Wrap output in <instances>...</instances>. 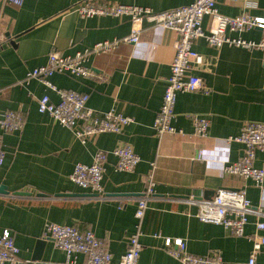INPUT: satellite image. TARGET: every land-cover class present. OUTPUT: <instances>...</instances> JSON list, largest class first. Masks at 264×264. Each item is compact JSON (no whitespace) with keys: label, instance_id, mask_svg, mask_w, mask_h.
<instances>
[{"label":"crops","instance_id":"1","mask_svg":"<svg viewBox=\"0 0 264 264\" xmlns=\"http://www.w3.org/2000/svg\"><path fill=\"white\" fill-rule=\"evenodd\" d=\"M85 0H24L11 4L0 0V117L9 110L21 112L24 125L12 133L0 128L5 161L0 166V232L10 229L20 248L21 264H87L78 253L68 262L64 250L46 234L49 222L91 229L103 240L118 264L129 239L137 235L142 244L139 264H180L171 255L176 246L165 238H183L187 251L196 256L219 253L223 264H247L256 234V215H250L244 236L230 228L204 223L188 198L209 199L220 188L245 190L251 204L264 211V184L230 173L225 166L240 158L244 146L227 139L240 134L248 121H264V54L259 49L210 46L204 38L195 49L203 62L194 73L202 76L206 89L180 92L175 107L174 135L160 136L154 121L161 108L166 80L175 56L177 32L143 21L137 43L123 41L112 53L89 58L91 77L56 73L50 80L60 89L88 93V106L97 112L114 110L134 121L122 132H105L87 141L38 109L47 94L53 103L57 91L27 74L47 62L52 52L64 55L91 47L103 40L125 38L132 31L127 16L83 17L75 9ZM148 7L155 12L191 4L194 0H92ZM220 13H249L264 17V0H217ZM211 25L206 17L204 28ZM261 28L245 30L249 40L263 37ZM237 36V33H230ZM210 121L209 134L196 135L193 116ZM130 144L142 161L133 171L115 168L110 155L103 184L106 198L83 189L70 175L78 162L91 164L98 151ZM202 151V152H201ZM201 152V156L199 153ZM155 164V193H148ZM255 164L264 167V152L257 151ZM196 190H201L196 195ZM31 192L32 196L15 192ZM44 193V197L37 196ZM59 193L68 195L57 196ZM147 197L142 217L136 216L138 198ZM264 219V216L262 217ZM47 239L40 260L39 239ZM264 264V246L257 256Z\"/></svg>","mask_w":264,"mask_h":264},{"label":"built area","instance_id":"2","mask_svg":"<svg viewBox=\"0 0 264 264\" xmlns=\"http://www.w3.org/2000/svg\"><path fill=\"white\" fill-rule=\"evenodd\" d=\"M11 4H22L24 0H8ZM75 11L83 17L92 16H127L132 21V31L125 38L103 40L91 47L77 51L75 54L64 55L52 52L45 64L33 68L28 77H34L47 87L58 92L60 100L53 103L49 95L39 99L40 113L49 114L64 127L73 130L76 136L83 141L105 133L122 132L124 126L134 120L114 110L97 112L88 106L89 94L75 90L58 88L50 78L56 73H65L73 76L91 77L95 75L93 69L87 65L89 58L101 54L114 52L120 44L125 42L137 43L143 31V21L148 19L155 25L171 29L178 34L175 41V56L171 63V72L166 80L163 100L158 111L154 129L157 134L174 135L178 132L173 124L177 96L180 92H195L205 90L202 76L194 73L196 65L203 62V56L195 49L198 40L204 38L213 47L224 45L238 46L247 49H259L264 54V34L260 40H249L241 36L245 30L261 28L264 32V17L243 13L238 16H228L219 12L217 0H194L191 4L178 8L155 12L148 7L138 5H124L110 2L95 3L85 0ZM206 17L211 18V25L205 29ZM230 33H237L232 36ZM194 132L199 136L209 134L210 121L202 116L192 117ZM24 119L19 111L9 110L0 117V128L4 133L20 130ZM228 141H236L244 146L243 155L225 166V170L250 178L255 185L264 184V167L255 164L257 151L264 152V121H248L242 127L240 134L232 136ZM202 152V151H201ZM201 152L199 155L201 156ZM113 155L117 158L115 168L122 171H133L142 161L141 156L130 144H121L109 151H98L91 164L78 162L70 175L71 180L83 189L105 196L103 184L108 158ZM5 149L0 134V166L5 161ZM149 176L148 193H155L154 169ZM147 197H139L136 216L142 217L147 207ZM198 208L197 217L204 223H212L230 228L237 236H244L250 215H256V234L249 239L252 241V251L247 264H258L257 256L264 246V211L253 206L246 196L245 190L220 188L209 199L188 198L185 200ZM46 234L55 241L56 246L65 251L67 261L75 262L78 253L88 257L87 264H114L112 253L105 243L93 230H81L75 225L49 222L46 225ZM172 249L171 255L180 260V264H223L219 253L213 256H196L187 251V244L183 238H165V246ZM142 244L137 235H132L126 252L121 256L118 264H139ZM20 248L16 245L10 229L0 232V264H21Z\"/></svg>","mask_w":264,"mask_h":264},{"label":"water","instance_id":"3","mask_svg":"<svg viewBox=\"0 0 264 264\" xmlns=\"http://www.w3.org/2000/svg\"><path fill=\"white\" fill-rule=\"evenodd\" d=\"M200 191L201 190H196V195H198V194H200ZM0 192L1 193H8V191H7V189H6V186H1L0 187ZM15 194H17V195H23V196H32V193L31 192H21V191H18V192H15ZM65 195H68V194H65V193H59V194H57V196H65ZM37 196H39V197H44L45 196V194L44 193H38L37 194ZM205 197H207V198H210L209 196H205ZM47 239H45V238H42V239H39L38 241H37V247H36V259L37 260H40L41 259V257H42V252H43V250H44V248H45V246H46V243H47Z\"/></svg>","mask_w":264,"mask_h":264}]
</instances>
